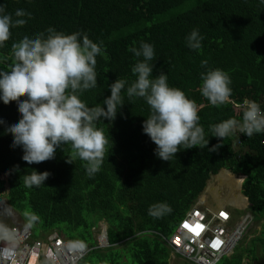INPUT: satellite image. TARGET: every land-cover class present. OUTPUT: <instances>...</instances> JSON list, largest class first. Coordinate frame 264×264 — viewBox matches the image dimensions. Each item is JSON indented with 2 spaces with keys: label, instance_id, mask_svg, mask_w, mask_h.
I'll use <instances>...</instances> for the list:
<instances>
[{
  "label": "trees",
  "instance_id": "16d2710c",
  "mask_svg": "<svg viewBox=\"0 0 264 264\" xmlns=\"http://www.w3.org/2000/svg\"><path fill=\"white\" fill-rule=\"evenodd\" d=\"M0 4L8 13L16 9L31 13L23 26L10 29L9 40L0 48V61L6 64L11 63L12 43L49 26L66 34L86 33L103 45L105 55L96 58L97 87L80 97L88 106L109 96L108 84L117 78L135 79L131 67L137 58L128 48L144 41L154 46L153 75L167 74L169 85L199 106L206 135L209 125L241 119L244 99L255 100L264 109V5L259 0H0ZM193 29L203 37L200 51L187 47L186 37ZM203 60L208 62L205 67ZM212 68L229 74L231 103L214 107L200 94V74ZM124 103L114 121L98 122L109 151L100 171L89 178L84 161L67 162L71 145L57 149L52 160L31 165L22 161V150L10 147L12 136L4 133L20 113L15 101L0 102V118L5 121L0 125V175L8 173L9 210L23 223L24 211L40 216L30 232L53 230L68 241L85 242L89 250L78 264H170L169 250L159 235L169 238L174 233L209 178L223 169L247 177L241 194L248 201L249 216L264 220V133L252 137L237 133L225 138L215 152L194 147L162 161L142 132L148 106L126 95ZM234 142L240 143L239 150ZM217 143L216 137H209V148ZM32 169L52 175L44 186L26 188L23 175ZM229 178L224 172L217 181L226 183ZM4 186L0 180V194ZM156 202H167L172 213L159 221L150 219L147 209ZM102 222L109 246L98 249L91 229ZM246 259L264 264V222L259 236L238 243L219 264H242Z\"/></svg>",
  "mask_w": 264,
  "mask_h": 264
},
{
  "label": "clouds",
  "instance_id": "9594fccd",
  "mask_svg": "<svg viewBox=\"0 0 264 264\" xmlns=\"http://www.w3.org/2000/svg\"><path fill=\"white\" fill-rule=\"evenodd\" d=\"M259 3L264 5V0H259ZM25 17L30 18L31 13L24 9L8 13L5 5L0 4V48L9 40L11 28L27 22ZM202 40L198 29H193L186 37L187 47L200 51ZM128 51L137 58L131 67L135 79L129 82L126 78H117L108 84L109 96L95 106H88L80 97L97 87L96 58L105 55L102 44L94 42L86 33L76 31L66 34L52 26L12 43L11 63L0 61V102L7 105L15 101L20 113L18 120L6 125L4 133L12 136L10 147L22 150V161L31 165L52 160L57 149L63 150L64 145H71L72 157L67 162L72 163L77 158L84 161L86 175L93 177L100 171L105 153L109 151L106 147L109 141L104 130L97 126L98 122L114 121L125 104V95L130 101L142 99L148 106L149 113L142 121V132L155 145L153 154L162 161H170L177 152L194 147L215 152L225 138L237 133L247 137L264 133V109L257 101L244 99L240 107L243 109L241 119L227 118L209 125L206 135L200 124L199 106L183 90L170 86L167 74L153 75L154 46L141 41L138 47H129ZM207 63V60L201 61V67ZM200 80L199 92L211 106L219 107L232 102L231 78L227 72L220 68L208 69L200 74ZM4 124L5 121L0 118V125ZM209 137L218 140L210 148ZM239 144L234 142L236 148ZM13 168L18 170L19 166L14 165ZM222 171L230 177L229 171ZM51 175L49 171L32 169L23 175V185L39 188ZM246 179L241 177L237 180L243 183ZM3 181L6 185V178ZM213 204L220 206L226 203ZM243 204L246 208L249 206L245 201ZM231 207L235 209L233 213L238 208L235 205ZM172 211L167 202H156L149 205L147 214L161 219ZM23 217L21 227L0 222V261H7L18 254L20 240L12 229L23 228L30 232L41 220L32 211H24ZM93 230L95 248L108 247L106 224L102 222ZM52 234L67 240L56 231L47 237ZM99 236L105 242L103 247L97 244ZM63 247L73 254L86 248V253L89 250L81 240H67ZM249 264L258 263L254 260Z\"/></svg>",
  "mask_w": 264,
  "mask_h": 264
},
{
  "label": "built area",
  "instance_id": "2783aa9c",
  "mask_svg": "<svg viewBox=\"0 0 264 264\" xmlns=\"http://www.w3.org/2000/svg\"><path fill=\"white\" fill-rule=\"evenodd\" d=\"M201 198H197L169 238L159 236L173 254L193 264H217L238 244L239 225L231 205L216 206ZM12 230L19 236L18 254L0 264H78L87 251L86 248L76 254L66 252L63 246L67 240L56 234L37 242L30 238L29 230ZM97 244L105 245L102 236L97 238Z\"/></svg>",
  "mask_w": 264,
  "mask_h": 264
},
{
  "label": "rangeland",
  "instance_id": "374dc122",
  "mask_svg": "<svg viewBox=\"0 0 264 264\" xmlns=\"http://www.w3.org/2000/svg\"><path fill=\"white\" fill-rule=\"evenodd\" d=\"M236 149L239 150V148H236ZM216 176L217 174L209 178V180L206 182V185L208 184V186L204 188V190L200 193L199 197H204V198L208 197L211 203L219 199L223 201V202H220V204H222L227 201V197L228 195H230L229 204L237 205V198H238L237 196L242 195L241 191H239V185L242 188V183L238 182L237 180L241 178V176L230 174V178L227 179L226 183L217 181ZM5 178L6 180H8L7 179L8 173L0 175V180H3ZM206 190L210 192L207 193ZM5 194H6V190L5 191L3 190V192L0 194L1 212H5L4 215L1 217L5 218L10 226L21 227L24 224L22 220L18 218V216L14 214L11 215L10 213H8V209L6 208L5 202H9V200L7 198L8 195L5 196ZM241 206H238L237 210L233 213V218L235 222L238 223L239 227L241 228V231H240L241 235L238 238V243L247 244L248 242L250 243V241L253 238L259 236L261 225L263 224L264 220L260 221V216H256L254 219L251 217L252 218L251 219L250 217H248V214H249L247 210L248 206L246 208L243 203H241ZM150 219L159 221L162 218L154 219L151 217ZM99 225L100 224H98L97 227ZM52 232L53 230L50 233H46L45 231L42 232L40 229L36 228L35 230H32V232L30 233H31L32 240H44ZM91 232L94 235L93 229H91ZM92 234H89V238L92 236ZM219 262L217 264H219ZM170 264H193V263L189 262L188 260L184 258H178L170 253Z\"/></svg>",
  "mask_w": 264,
  "mask_h": 264
},
{
  "label": "crops",
  "instance_id": "0c3cea01",
  "mask_svg": "<svg viewBox=\"0 0 264 264\" xmlns=\"http://www.w3.org/2000/svg\"><path fill=\"white\" fill-rule=\"evenodd\" d=\"M207 186H208V185H207ZM6 195H8V194H6ZM227 204H228V203H227ZM5 205H6V208L8 209V213H10L11 215H13V211H12V210H9V206H8L7 202H5ZM229 205H230V204H229ZM4 213H5V212H1V204H0V222L9 225V223L6 221V219L1 217V216L4 215ZM9 226H10V225H9ZM165 245H166V244H165ZM237 245H238V244H236V245L233 247V249H232L231 251H229V253H228L227 256H230V255L233 254V251H234V249H235V247H236ZM166 247H167V249L169 250V247H168L167 245H166ZM169 253L173 254L170 250H169ZM173 255L176 256V257H178V258H181V257H179V256H177V255H175V254H173Z\"/></svg>",
  "mask_w": 264,
  "mask_h": 264
},
{
  "label": "bare ground",
  "instance_id": "6f19581e",
  "mask_svg": "<svg viewBox=\"0 0 264 264\" xmlns=\"http://www.w3.org/2000/svg\"><path fill=\"white\" fill-rule=\"evenodd\" d=\"M225 171H221L217 176H216V179L222 174V173H224ZM227 173V172H226ZM232 179V178H231ZM206 192L207 193H209L210 191H208V190H206ZM221 194V193H220ZM239 195V194H238ZM212 196V195H211ZM229 195H228V197H227V201L226 202H224V203H228L229 204ZM238 198H237V205H235V206H241V203H243L244 202V200H243V198L239 195V196H237ZM204 199V197H202L201 198V200H203ZM217 199V198H216ZM215 201H219V199H217V200H215ZM221 202H223V201H221ZM242 207V206H241ZM234 223V222H233ZM235 224V223H234ZM239 229V236L241 235V228L239 227L238 228Z\"/></svg>",
  "mask_w": 264,
  "mask_h": 264
},
{
  "label": "water",
  "instance_id": "95a60500",
  "mask_svg": "<svg viewBox=\"0 0 264 264\" xmlns=\"http://www.w3.org/2000/svg\"><path fill=\"white\" fill-rule=\"evenodd\" d=\"M224 170V169H223ZM222 171V170H221ZM241 177H246V176H241ZM207 186V185H206ZM5 190H6V194H8L9 193V185H8V183H7V180H6V185H5ZM239 191H241V186L239 185ZM241 197L244 199V201H245V203H247L248 204V201H247V199L245 198V197H243L242 195H241ZM249 205V204H248Z\"/></svg>",
  "mask_w": 264,
  "mask_h": 264
},
{
  "label": "flooded vegetation",
  "instance_id": "af4514ba",
  "mask_svg": "<svg viewBox=\"0 0 264 264\" xmlns=\"http://www.w3.org/2000/svg\"><path fill=\"white\" fill-rule=\"evenodd\" d=\"M207 199L209 200V198L207 197ZM250 263V260L249 259H246L245 260V264H249Z\"/></svg>",
  "mask_w": 264,
  "mask_h": 264
},
{
  "label": "snow or ice",
  "instance_id": "6c2138e0",
  "mask_svg": "<svg viewBox=\"0 0 264 264\" xmlns=\"http://www.w3.org/2000/svg\"><path fill=\"white\" fill-rule=\"evenodd\" d=\"M221 215H224L223 213H221Z\"/></svg>",
  "mask_w": 264,
  "mask_h": 264
}]
</instances>
